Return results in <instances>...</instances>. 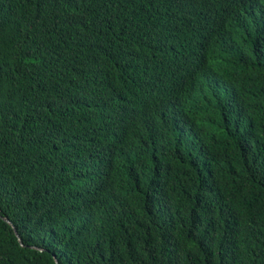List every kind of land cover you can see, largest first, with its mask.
Returning <instances> with one entry per match:
<instances>
[{
  "label": "trees",
  "instance_id": "16d2710c",
  "mask_svg": "<svg viewBox=\"0 0 264 264\" xmlns=\"http://www.w3.org/2000/svg\"><path fill=\"white\" fill-rule=\"evenodd\" d=\"M0 264H264V0H0Z\"/></svg>",
  "mask_w": 264,
  "mask_h": 264
},
{
  "label": "water",
  "instance_id": "95a60500",
  "mask_svg": "<svg viewBox=\"0 0 264 264\" xmlns=\"http://www.w3.org/2000/svg\"><path fill=\"white\" fill-rule=\"evenodd\" d=\"M6 220H7L10 224H12L11 220H9V219H6ZM12 225H13V224H12ZM14 229H15V232H16L15 234H16V236H17V238H18L20 244H22V243H21V240H20V237H19L18 234H17V233H18V232H17V229H16L15 227H14ZM55 261H56V259H55ZM56 263H57V261H56Z\"/></svg>",
  "mask_w": 264,
  "mask_h": 264
}]
</instances>
